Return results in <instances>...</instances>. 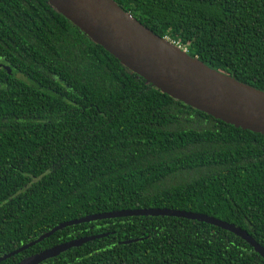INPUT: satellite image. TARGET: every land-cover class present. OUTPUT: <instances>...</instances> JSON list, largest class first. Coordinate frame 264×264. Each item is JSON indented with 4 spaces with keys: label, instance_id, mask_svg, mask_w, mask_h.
Segmentation results:
<instances>
[{
    "label": "trees",
    "instance_id": "16d2710c",
    "mask_svg": "<svg viewBox=\"0 0 264 264\" xmlns=\"http://www.w3.org/2000/svg\"><path fill=\"white\" fill-rule=\"evenodd\" d=\"M112 1L264 92V0ZM141 209L212 217L264 249V135L162 93L46 0H0V259L61 224ZM97 235L40 264H264L229 231L160 216L68 226L0 264Z\"/></svg>",
    "mask_w": 264,
    "mask_h": 264
},
{
    "label": "water",
    "instance_id": "95a60500",
    "mask_svg": "<svg viewBox=\"0 0 264 264\" xmlns=\"http://www.w3.org/2000/svg\"><path fill=\"white\" fill-rule=\"evenodd\" d=\"M91 41L121 65L162 93L236 128L264 135V92L240 83L204 65L197 58L150 30L125 13L112 0H46ZM7 71L8 68H6ZM9 73V72H8ZM176 217L203 222L229 231L247 242L264 259V249L241 229L201 214L165 209L117 211L87 216L64 223L36 242L18 249L0 262L18 254L68 226L123 217ZM104 235L80 238L28 257L17 264H40L73 247Z\"/></svg>",
    "mask_w": 264,
    "mask_h": 264
},
{
    "label": "built area",
    "instance_id": "2783aa9c",
    "mask_svg": "<svg viewBox=\"0 0 264 264\" xmlns=\"http://www.w3.org/2000/svg\"><path fill=\"white\" fill-rule=\"evenodd\" d=\"M174 45H176V46H178L179 48H181L179 45H177L176 43H174V42H172ZM183 50V49H182ZM184 51H186L185 49H184Z\"/></svg>",
    "mask_w": 264,
    "mask_h": 264
}]
</instances>
